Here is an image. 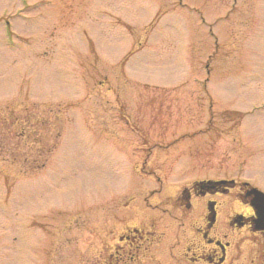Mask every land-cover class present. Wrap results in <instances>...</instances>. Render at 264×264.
<instances>
[{
    "label": "rangeland",
    "instance_id": "1",
    "mask_svg": "<svg viewBox=\"0 0 264 264\" xmlns=\"http://www.w3.org/2000/svg\"><path fill=\"white\" fill-rule=\"evenodd\" d=\"M219 178L264 190V0H0V264H92L98 208Z\"/></svg>",
    "mask_w": 264,
    "mask_h": 264
},
{
    "label": "flooded vegetation",
    "instance_id": "2",
    "mask_svg": "<svg viewBox=\"0 0 264 264\" xmlns=\"http://www.w3.org/2000/svg\"><path fill=\"white\" fill-rule=\"evenodd\" d=\"M147 191L98 208L92 264H264V201L249 183L219 178L166 196ZM63 245L52 252L61 255Z\"/></svg>",
    "mask_w": 264,
    "mask_h": 264
},
{
    "label": "trees",
    "instance_id": "3",
    "mask_svg": "<svg viewBox=\"0 0 264 264\" xmlns=\"http://www.w3.org/2000/svg\"><path fill=\"white\" fill-rule=\"evenodd\" d=\"M11 119H13L11 121V124L14 126L15 128V132L18 135H22L26 129V127L24 126L23 120L21 119V117L18 116H13Z\"/></svg>",
    "mask_w": 264,
    "mask_h": 264
},
{
    "label": "water",
    "instance_id": "4",
    "mask_svg": "<svg viewBox=\"0 0 264 264\" xmlns=\"http://www.w3.org/2000/svg\"><path fill=\"white\" fill-rule=\"evenodd\" d=\"M257 198L259 199L260 197H264L263 193L262 192H257Z\"/></svg>",
    "mask_w": 264,
    "mask_h": 264
}]
</instances>
